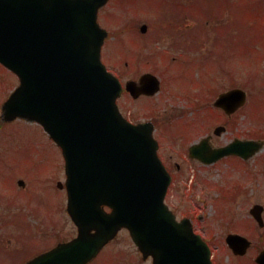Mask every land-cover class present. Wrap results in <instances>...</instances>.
<instances>
[{"label":"rangeland","instance_id":"rangeland-1","mask_svg":"<svg viewBox=\"0 0 264 264\" xmlns=\"http://www.w3.org/2000/svg\"><path fill=\"white\" fill-rule=\"evenodd\" d=\"M157 1L166 3L159 4ZM173 1L134 0V6L118 9L117 0H113L107 11L113 12L115 17L103 18L102 21L111 32L126 24L132 27L139 24L140 27L148 23L151 25L147 35L151 36L154 27H162L164 21H175L174 9L169 7ZM258 1L177 0L185 11L189 10L187 15L191 16L185 19V13H182L181 17H177V24L182 28H194L201 23L207 29L222 25L230 27L232 23L239 25L241 21L243 27L240 37L229 28L222 33L217 56L211 55L213 37L204 44L199 42L198 50L193 49L191 52L190 33L184 37L187 43L177 45L176 69L172 58L174 52H171L174 36L163 33L156 42L145 44L143 40L146 36L141 38L140 32L138 35L128 32L118 40L108 41L107 55L103 59L124 82L138 79L141 72H153L161 78L162 88L157 95L133 100L125 94L120 104L129 119L135 122L152 119L157 126L156 136L161 142V155L167 160L172 156L171 161L182 165V169L177 170L176 183L168 194L167 203L179 219L184 216L191 218L197 233L212 249L213 264H258L256 256L264 249V227L259 226L250 213L254 204L264 207V146L261 150L263 153L259 151L262 154L258 153L255 160H252L253 156L247 160V164L230 156L225 161L205 165L188 156L189 146L207 134H213L218 124H225L227 131L220 136L213 134L212 146L226 144L235 137L264 141V89L260 84L264 78V3ZM163 5L168 8L164 10ZM206 7H213L221 17L217 16L216 19L215 16H207V11H204ZM195 9L198 12H192ZM206 16L210 19H206ZM247 29L253 33H247ZM211 33L214 35L215 31ZM163 50L168 51L171 63L159 56ZM205 57L210 59L207 66ZM222 66L231 70L225 72ZM214 73L216 78L212 77ZM18 84V77L0 64V115L3 101ZM233 86H241L248 91L246 106L230 119L221 110L210 112L217 95ZM208 92L209 95H206ZM206 105L208 107L204 111L202 106ZM0 138L4 143L5 178L2 180H5L6 187L12 191L18 179L26 181V187L20 191L22 209L19 201L17 207H12L6 213L20 212L21 216L32 214L26 223L34 229L33 232L25 230L24 216L21 219L24 220L23 224L14 220L9 227L0 228L6 237L7 246L3 249H21L22 253L16 257H23L21 261L26 262L35 253L70 239L77 233L66 210V189L57 186L59 181L64 183L66 180L65 161L61 148L37 122L23 118L6 122L1 126ZM229 233L241 234L252 241L245 255L232 252L226 242ZM20 235L37 237V244L20 240ZM8 251L7 254L1 253L6 264L15 261ZM28 252L31 255L27 256ZM91 264H152V257L143 259L125 229Z\"/></svg>","mask_w":264,"mask_h":264},{"label":"water","instance_id":"water-1","mask_svg":"<svg viewBox=\"0 0 264 264\" xmlns=\"http://www.w3.org/2000/svg\"><path fill=\"white\" fill-rule=\"evenodd\" d=\"M106 2L0 0V62L20 80L3 105L4 119L37 121L61 147L68 212L78 227L75 238L28 264H86L123 227L144 258L153 255L154 264H212L210 248L190 221H178L165 204L171 176L158 156L153 126L133 124L119 110L122 84L101 59L107 31L98 24L97 13ZM127 89L136 97L154 93L159 80L145 74L140 83L128 81ZM245 98L244 91L233 90L216 105ZM237 145L232 152L245 157L261 146L253 141ZM204 146L193 145L191 155L207 162L232 149L207 154ZM262 210L260 205L251 210L260 225ZM227 241L237 254L251 243L237 234ZM257 262L264 264V250Z\"/></svg>","mask_w":264,"mask_h":264},{"label":"flooded vegetation","instance_id":"flooded-vegetation-1","mask_svg":"<svg viewBox=\"0 0 264 264\" xmlns=\"http://www.w3.org/2000/svg\"><path fill=\"white\" fill-rule=\"evenodd\" d=\"M138 1V0H137ZM152 1V0H150ZM111 2V0L109 1V3ZM133 2L134 0H117V6L118 7H121V8H127V7H132L134 6L133 5ZM159 4H164L166 2L164 1H157ZM108 3V4H109ZM108 4L105 5L104 7H102L100 10H99V20L100 22H102V14H103V17L105 19H110L111 18V14L105 10V8L108 7ZM174 4V5H173ZM173 9H175V21H164L162 23V27L160 28H153V35L151 36H148L147 33L150 31V25L151 24H148V23H143L142 25H145L141 28V26L139 27V24L132 27L131 25H128L127 26V30H126V34L127 32L130 31V33L132 35H138V32L142 33V36L141 38L145 37V39L143 40L145 44H149V43H154L156 42L158 39H160L161 35L163 33H169L171 34L172 36H174V40L172 42V45H171V52L173 51L174 52V55L172 56V58L174 59L175 61V67L177 69V45H182L183 43H187V40L184 39V37H186L188 34L191 33V37H190V41L192 40V44L195 46L193 49L194 50H198V43L201 42L202 44L205 43V41H211V37L212 38V45L213 47L216 46V47H212V51H211V55L213 56H217L218 53H217V47H218V44L220 43V40L222 38V31L223 30H226V29H230L229 26L227 25H222L220 27H214V28H210V29H207L205 26H204V23H201L200 26H195L194 28H187V27H180L179 24H177V17H181V13H185L184 17L185 19H189L191 18V16L187 15V11H185V8L182 7L180 9L179 6H177V0H174L173 1ZM195 4V7H197L196 5V2H194ZM171 5V4H169ZM206 8H208V10H206ZM205 11L207 13V16L208 14L210 15V17L212 16H215L216 19H218L217 16H219V18L221 17L219 14H217V11L214 10V8L212 7L211 9H209L210 7H206ZM180 9V10H179ZM178 10V11H177ZM192 12H198L197 9H195V11H192ZM199 13L201 14V11H199ZM106 15V16H104ZM206 16V19L208 18ZM178 17V18H179ZM210 19V18H208ZM183 22V21H182ZM181 23V22H179ZM105 27V26H104ZM107 27V26H106ZM234 30H235V26L232 27ZM107 29L109 30V38H107L106 42H105V46L103 48V55H107L106 54V43L108 40L110 39H114L116 40L117 38L123 36V29H120V30H116L115 32H111L110 29L107 27ZM177 31L179 32V35H177ZM209 33H208V32ZM215 31V34L213 35L211 32ZM219 32L221 33L219 35ZM136 33V34H135ZM133 41V38L132 40ZM134 42V41H133ZM134 45V44H132ZM147 46V45H146ZM147 48V47H146ZM159 56L160 57H165V58H168L169 59V54H168V51L167 50H163V51H160L159 52ZM144 73L146 72H141L139 74V77L141 75H143ZM138 77V78H139ZM141 97H150L146 94H142L139 98ZM233 117L232 116V113L229 115V119ZM5 119L3 118L2 115H0V129H1V126L2 125H5ZM155 123V122H154ZM155 127H156V130H157V126L155 124ZM227 131V126L224 124V127L222 129V134L225 133ZM236 138H241V137H235L234 139H231L230 141H228L226 144L224 145H227L229 143H232L234 142L235 140H237ZM1 139V138H0ZM3 150H4V143L0 141V228L1 229H4L5 227H9L11 225V222L12 221H16V220H19L21 221L22 219V216L25 217V221L27 219H29L30 217H32L33 215L32 214H29V213H26V214H23L21 216L22 213H14V214H11V213H6L7 210L11 209L12 207H15L19 201H20V208L22 209V200L20 199V191L22 190L21 188H24L26 187V183L24 184V186L22 187L21 185L18 184V180H17V183H16V188H12L13 190L12 191H9L10 189L8 187H6L5 185V180H2V178L4 179L5 178V174H4V171H3V162H5V158L3 156ZM159 153H160V156L162 157L166 167L168 168V170L170 171V173L173 174V179L177 178V170H181L182 169V165L180 163H178L177 161H171L172 159V156H170L169 160H167L166 158H164L162 155H161V146H160V149H159ZM189 156V154H188ZM230 156H235L237 158H239L240 160H242L243 158L236 155V154H230V155H227L226 158L230 157ZM224 158V159H226ZM203 164V163H202ZM21 179V178H20ZM14 181V180H13ZM15 182V181H14ZM17 207V206H16ZM13 210V209H12ZM19 216V218H18ZM24 221V220H22ZM21 221V223L23 224V222ZM24 221V222H25ZM25 230H31L32 232L34 231V229L32 230L29 225L27 223H25ZM17 231V230H16ZM3 233V230H0V264H6L5 262V258L3 256H1V253L3 251V254L8 251L7 249H3L4 247H6L7 245L5 244V239L6 237H4V235H2ZM13 237V236H11ZM20 240L24 241V242H36V238L37 237H26V236H22L20 235L18 237ZM8 243H10V238L8 237L7 239ZM9 248V247H8ZM9 249H12V248H9ZM6 250V251H5ZM9 254L11 255V257H14V260L13 263L12 262H8V264H26V262H22L21 260L23 259V257H16V255L18 253H22V250L21 249H18V248H14L10 251H8ZM37 253H35L34 255H32L31 257L35 256Z\"/></svg>","mask_w":264,"mask_h":264}]
</instances>
